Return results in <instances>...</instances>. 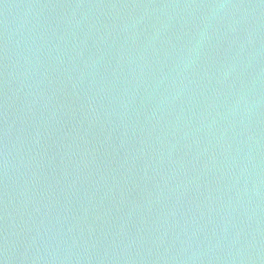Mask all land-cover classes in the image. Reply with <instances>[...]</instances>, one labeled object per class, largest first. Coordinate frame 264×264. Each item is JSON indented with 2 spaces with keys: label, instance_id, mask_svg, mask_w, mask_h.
Listing matches in <instances>:
<instances>
[{
  "label": "water",
  "instance_id": "95a60500",
  "mask_svg": "<svg viewBox=\"0 0 264 264\" xmlns=\"http://www.w3.org/2000/svg\"><path fill=\"white\" fill-rule=\"evenodd\" d=\"M0 264H264V0H0Z\"/></svg>",
  "mask_w": 264,
  "mask_h": 264
}]
</instances>
